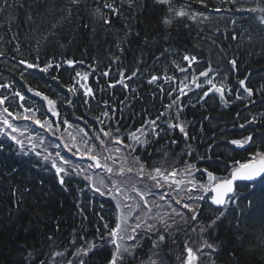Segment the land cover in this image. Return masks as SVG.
<instances>
[{"label":"trees","instance_id":"obj_1","mask_svg":"<svg viewBox=\"0 0 264 264\" xmlns=\"http://www.w3.org/2000/svg\"><path fill=\"white\" fill-rule=\"evenodd\" d=\"M105 4H113L118 13ZM182 5L186 11L202 15L195 21L175 18L167 5L156 0H134L131 5L128 0H80L79 4L0 0V97L8 98L0 105V113L7 108L12 114L0 118V131H11L3 124V118L8 119L19 129L13 135L24 141L28 153H21L6 135L0 136L4 142V150H0V264H40L41 260L44 264H78L74 253L89 243L97 248L79 258L85 264H108L113 248L100 237L108 236L105 224L111 229L120 222L116 193L128 192L142 205L135 189L143 192L140 188L149 189L154 181L147 172L141 178L128 152L117 153L115 148L121 146L108 138L102 137L106 147L101 149L95 140L100 129L115 136L118 126L125 144H131L134 141L128 133L165 112L157 121L160 137L145 129L141 140L148 143L138 146L132 155L139 156L147 170L180 169L176 179L185 181L192 179L183 175L185 162L227 177L237 161L247 163L251 155L264 152V11H259L264 9V0H172L173 8ZM165 15L173 20L171 25L162 23ZM185 55L196 60L189 65ZM233 59L234 68L229 63ZM68 60L74 62L72 66ZM49 62L53 67L46 73L28 67L38 64L42 69ZM210 66L207 79L223 86V98L215 90L204 96L210 86L199 74ZM77 72L87 74L94 95H85V79L76 78ZM153 76L159 79L150 82ZM240 80H246L244 87L253 90L252 96L239 85ZM73 86L75 92L69 91ZM180 89L185 95H179ZM178 95L179 109L173 105L165 111ZM43 96L55 104L49 106ZM171 123L182 124L187 137L178 128H170ZM250 135L252 141L243 148L229 143ZM32 144L35 151L51 154L50 160L68 169L64 186L58 183L50 161L31 151ZM93 144L97 147L91 154L100 156L112 173L91 167L86 150ZM57 152L69 163L63 164ZM189 152L191 155L186 154ZM106 156L115 157L116 163L105 160ZM124 156H128L124 166L133 167V172L119 175ZM91 173L95 178L103 176L99 186L106 194L92 187ZM195 180L206 183L200 172L195 173ZM158 191L169 189L165 184ZM209 196L205 194V200L197 202V222L189 217L190 227L174 232L175 243L166 236L165 243L153 250L151 239L155 237H146L128 264H148L155 251L159 252L153 256L157 264H184L185 240L194 250L204 242L214 246L215 250L204 247L197 253V264H264V180L239 184L235 203L223 209L210 205ZM146 198L150 206L165 203L158 196ZM221 210L224 215L216 224L200 233V226H207Z\"/></svg>","mask_w":264,"mask_h":264},{"label":"snow or ice","instance_id":"obj_2","mask_svg":"<svg viewBox=\"0 0 264 264\" xmlns=\"http://www.w3.org/2000/svg\"><path fill=\"white\" fill-rule=\"evenodd\" d=\"M70 2L72 4H79L80 0H70ZM133 2L134 0H128L129 5H131ZM156 2L159 4L167 5L168 13H175V18L188 17L189 19L195 21L197 15H202L199 13H190L186 11V6L184 5H182L178 9L173 8L171 6L172 0H156ZM200 2L202 3L203 0H200ZM5 3H7V0H5ZM105 7L113 9V4H105ZM97 11H99V9ZM113 11L118 13V9H113ZM217 11L219 10L217 9ZM248 11L255 12L258 11V9H249ZM259 11H264V9H259ZM104 22L110 23V21L107 19H105ZM162 23L164 25H171L173 23V20L170 19L168 15H165L162 18ZM261 23H264V18H261ZM233 38L235 39V37ZM0 55H3V53H0ZM183 59L185 61H188L190 65L193 61L196 60V57H189L185 55ZM20 63L24 64L25 61H21ZM66 63L69 66H72L74 62L72 60H68L66 61ZM229 63L234 68L236 65V60H230ZM28 67L37 68L39 71L46 73L48 72L49 68L53 67V65L51 62H49L42 69L39 67L38 64H28ZM181 71H184V69H181ZM211 71L212 69L210 66L208 71H203L199 74L201 77L206 78V83L210 86L209 90L204 93V96H208L209 92L215 90V92L220 93L221 98H223V86L217 87L213 83L212 79H207V77L209 76V72ZM103 75L106 76L107 73L105 72L103 73ZM132 75L134 76L135 73H133ZM76 76L80 77L81 74L77 72ZM83 79H87V74H84ZM129 79H131V77H129ZM158 79L159 77L153 76L150 82H154ZM164 79L167 80L168 78L165 77ZM120 82L123 83V81ZM238 83L240 86L243 87V90L247 92L249 97L253 95V90L251 88L244 87V80H240L238 81ZM196 86L201 87V85L199 84H197ZM0 87H3V85H0ZM125 87H127V85H125ZM69 91L75 92V87L73 86V88H70ZM228 91L230 92L231 89H228ZM36 95L40 96L42 94L37 92ZM85 95L94 94L92 93V90L88 88L85 90ZM169 95H171V91L169 92ZM179 95H185L183 89L179 90ZM179 95L170 104L165 106V111L171 109L173 105H177L179 109ZM16 96H20V94L16 93ZM20 98L23 99V97ZM237 98L239 99L240 96L238 95ZM7 99V97H0V105L4 104ZM43 99L47 101L49 106L55 104V101L50 100L47 96H43ZM4 113H7L9 116L12 115L8 112L7 108H4L3 112L0 113V118L3 117ZM105 115H107V113H105ZM164 115L165 112H161L157 115L155 119L146 120L145 124L142 125L140 128H137L134 132L128 133V137L132 141H134V143L131 144H125L124 138L119 135L118 126L116 128L117 135L115 136L111 131H105L104 129H100V131L95 134V140L98 141V145L101 149H104L106 147V141L102 137L108 138V141L113 145L121 146L115 148V151L117 153H120L122 151L128 152V156H131V160L136 166V171L138 172L141 178H143L145 173L147 172L148 178L154 181V185L151 188L147 189V192H141L139 189H135V191L139 193L142 205L138 204L136 210H134L131 205H126V207H128L129 209L128 217L122 216L120 222H118L114 228L109 229L107 224L104 225L105 229L108 230V236L107 238L100 237V239L104 243H110L113 248L108 264H128L129 260L135 258L137 248L142 249L141 241L146 237L149 239H151L153 236L155 237V239H151L153 250L159 249L160 246L165 243L166 236L172 241V243H175L176 241L174 232L176 234H179L186 228L190 227L189 217L191 221L197 222V217L199 215L197 202L205 200V194L211 193V203L223 209L226 205L230 203H235L234 183L237 180L250 182L256 181L257 178H261L262 180H264V152H256L255 154L251 155L247 163H240L237 161L235 165H233L232 171L227 177H218L212 172L208 171L207 168L199 169L196 168L194 164H189L187 162H185L184 167L182 169L184 176L192 177V179H189L187 181H185L184 179H176V177L180 174L181 170L174 167L170 171L161 167H153L151 170H147L145 164L140 160V157L132 155V153L136 151V148L138 146H143L144 144L148 143L147 139L141 140V136L146 135L145 129H147V132H151L152 134H154L157 139L160 137L161 132L156 131V129L159 127L157 121ZM177 116H179V111H177ZM28 118L29 117H25V119ZM254 119L255 117L253 118V120ZM35 123L40 124L41 127L45 126L44 124H41L40 120H36ZM64 123H67V121H64ZM3 124L6 126V129H11V131H0V136L6 135L7 137H9L12 141L15 142L16 145L19 146V151L27 155L28 153L25 151L24 141L18 139L16 135H13V133L18 132L19 129L13 127V125L6 118H3ZM168 126L170 128H178L179 131L185 137H187V132L185 131V128L182 124L171 123ZM243 127L244 125H241V128ZM49 131H51L50 125ZM137 133H139V135H137ZM85 136H87V133H85ZM251 141L252 136L250 135L241 140H231L229 141V143L237 147L243 148L246 144H249ZM29 143H31V138H29ZM171 143H177V141H171ZM96 147L97 145L93 144L92 148L86 150V154L89 156V159L94 161V164H92L91 167L106 168L109 173H112L113 169L109 167L107 163H101L100 156L91 154L92 149ZM35 148L36 145L32 144L31 151L37 157H40L43 161H50L51 168L55 170L54 174L57 177L58 183L61 186H64L65 176L69 175L68 169L63 166H58L55 159L50 160L51 154L45 155L41 152L35 151ZM0 150H4V142L2 140H0ZM69 151H71V149H69ZM186 154L191 155L190 152ZM55 155L63 162V164L69 163V161L64 160V158L60 156L59 152H57ZM163 155L167 156V153H163ZM128 156L123 157L121 166L117 169V174L124 175L126 172H133V167L124 166L128 163ZM103 158L105 160L111 159L113 163H116L115 157L106 156ZM196 172H200L206 177V183H201L195 180ZM61 173H63V175H61ZM161 178L163 180V183L161 182ZM88 179L91 178L89 177ZM101 183H103V181H101ZM109 183H112V181H109ZM165 184L167 185L169 191L159 192L158 190L164 188ZM92 187L95 188V191L97 193H100L101 195L106 194L105 192H102L101 188L97 187L95 184H93ZM65 190L67 189L65 188ZM120 190L121 189L119 187L115 188L116 192H120ZM196 193L199 194L197 195ZM146 196H158L159 200L164 201L165 203L163 205L155 204L150 206ZM125 198L131 199V197ZM153 207H155L156 209L155 212H153ZM161 208H163L164 210L160 211ZM223 215L224 211L221 210L220 214L216 216L215 219L211 220L207 226L201 225L199 228L200 233H204L208 228H212L216 224L217 220H219ZM101 219L103 218L101 217ZM128 219H132L133 223L122 228V224H124ZM191 232H196V228L191 227ZM73 243H75V241H73ZM204 247L215 250L213 245L204 242L203 244L198 245L196 247V250L194 251L193 247H189L188 241L185 240L184 249L186 253V259L184 261V264H197V261L199 260L197 253H202ZM96 248L97 245L95 243H89L87 247L81 246V248L78 249L76 253H74V255L78 256V264H85L84 259L79 257H87L89 252L94 251ZM28 255L29 257H31L32 253H29ZM57 255L61 254L57 253ZM153 256H159V252L155 251L149 255L148 264H157V260L153 259ZM40 264H44V261L41 260ZM68 264H72V262L69 261Z\"/></svg>","mask_w":264,"mask_h":264},{"label":"rangeland","instance_id":"obj_3","mask_svg":"<svg viewBox=\"0 0 264 264\" xmlns=\"http://www.w3.org/2000/svg\"><path fill=\"white\" fill-rule=\"evenodd\" d=\"M82 78H80V80H81ZM84 85V89L86 90V89H88L89 87H87V79L85 80V83L83 84ZM0 89H1V87H0ZM91 89V88H90ZM96 177V175L94 174V173H91V175H90V178L91 179H89V181L91 182V184L93 185V184H95L97 187H100L99 185L101 184V181H103L104 182V178H103V176L101 177V176H99V177H97V178H95ZM93 180V181H92ZM95 181V182H94ZM102 185H103V183H102ZM101 185V186H102ZM101 188V190H102V188L103 187H100ZM143 192H146L147 191V189L146 188H143V187H141L140 188ZM117 195H118V204H117V207H118V209H119V214H120V220H121V217L123 216V217H128L129 216V209H128V207L127 208H125V209H123V207L124 206H126V205H131L132 206V208L134 209V210H136V208H137V205L139 204V201H137V200H135L134 198H132L133 196H131L128 192H123V193H121V194H118V193H116ZM122 197H131L132 199H128L126 202H123V198ZM126 204V205H125ZM129 224H131L130 223V219H128L124 224H122V228L123 227H126L127 225H129ZM121 234H123V233H121ZM129 243H131V242H129ZM194 250V249H193ZM195 251V250H194Z\"/></svg>","mask_w":264,"mask_h":264},{"label":"water","instance_id":"obj_4","mask_svg":"<svg viewBox=\"0 0 264 264\" xmlns=\"http://www.w3.org/2000/svg\"><path fill=\"white\" fill-rule=\"evenodd\" d=\"M260 179H261V178H257V180L254 181V182L237 180V181L234 183V188H235V190H236V185L239 184V183H242V182L255 183V182L259 181ZM209 203H210L212 206H214V207H219V206L213 205V204L211 203L210 199H209Z\"/></svg>","mask_w":264,"mask_h":264}]
</instances>
